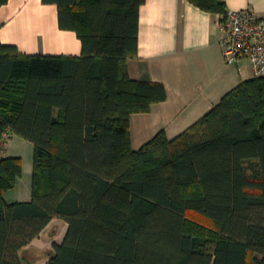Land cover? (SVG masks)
I'll use <instances>...</instances> for the list:
<instances>
[{"label": "trees", "instance_id": "1", "mask_svg": "<svg viewBox=\"0 0 264 264\" xmlns=\"http://www.w3.org/2000/svg\"><path fill=\"white\" fill-rule=\"evenodd\" d=\"M188 1L226 13L222 0ZM42 3L81 55H21L0 41V141L33 145L28 201H5L22 166L0 157V264L30 263L20 253L54 218L67 231L48 264H264V77L134 150L130 117L167 98L127 68L145 0Z\"/></svg>", "mask_w": 264, "mask_h": 264}, {"label": "crops", "instance_id": "2", "mask_svg": "<svg viewBox=\"0 0 264 264\" xmlns=\"http://www.w3.org/2000/svg\"><path fill=\"white\" fill-rule=\"evenodd\" d=\"M222 1L226 11L249 9L264 15V0ZM217 19L188 0H145L141 6L137 54L127 62L129 76L161 83L167 98L149 113L130 117L131 145L138 146L133 149L160 131L168 139L179 135L249 79L241 72L244 61L237 66L223 61ZM0 24L1 43L15 46L21 55H81L76 34L58 26L57 7L42 0H8L0 8Z\"/></svg>", "mask_w": 264, "mask_h": 264}, {"label": "built area", "instance_id": "3", "mask_svg": "<svg viewBox=\"0 0 264 264\" xmlns=\"http://www.w3.org/2000/svg\"><path fill=\"white\" fill-rule=\"evenodd\" d=\"M217 25L223 61L235 66L247 62L254 78L264 77V15L249 9L226 11L218 15ZM7 138L5 135L0 141V156Z\"/></svg>", "mask_w": 264, "mask_h": 264}, {"label": "rangeland", "instance_id": "4", "mask_svg": "<svg viewBox=\"0 0 264 264\" xmlns=\"http://www.w3.org/2000/svg\"><path fill=\"white\" fill-rule=\"evenodd\" d=\"M245 78H253L248 63L243 62L241 67ZM130 135L134 136L131 130ZM143 137V136H142ZM141 137V138H142ZM133 142L132 148H138ZM4 149V150H3ZM4 157L18 158L22 166V176L18 179L15 187L5 196L7 203L28 201L31 198L32 168H33V145L17 136H8L3 148ZM135 150V149H134ZM201 222V221H200ZM67 231V224L60 219L54 218L40 236L28 245L21 253L30 263L24 264H48L54 252L52 244L61 243Z\"/></svg>", "mask_w": 264, "mask_h": 264}]
</instances>
